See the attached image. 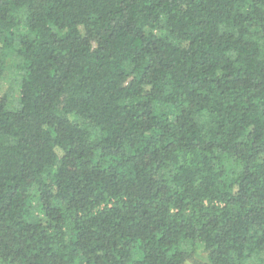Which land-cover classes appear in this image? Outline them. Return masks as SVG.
Instances as JSON below:
<instances>
[{"label": "trees", "instance_id": "trees-1", "mask_svg": "<svg viewBox=\"0 0 264 264\" xmlns=\"http://www.w3.org/2000/svg\"><path fill=\"white\" fill-rule=\"evenodd\" d=\"M0 264H264V0H0Z\"/></svg>", "mask_w": 264, "mask_h": 264}, {"label": "rangeland", "instance_id": "rangeland-1", "mask_svg": "<svg viewBox=\"0 0 264 264\" xmlns=\"http://www.w3.org/2000/svg\"><path fill=\"white\" fill-rule=\"evenodd\" d=\"M2 95H8L11 100L18 96L16 80L9 71H6L0 79V97Z\"/></svg>", "mask_w": 264, "mask_h": 264}]
</instances>
